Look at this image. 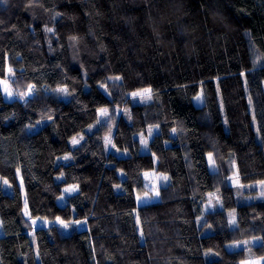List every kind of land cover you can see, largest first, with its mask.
<instances>
[{"label": "trees", "instance_id": "16d2710c", "mask_svg": "<svg viewBox=\"0 0 264 264\" xmlns=\"http://www.w3.org/2000/svg\"><path fill=\"white\" fill-rule=\"evenodd\" d=\"M0 69L15 93H0V264H241L228 244L251 239L264 258V198L231 184L264 180V0L0 2ZM148 170L169 176L159 199L121 207ZM214 190L223 206L198 224Z\"/></svg>", "mask_w": 264, "mask_h": 264}, {"label": "rangeland", "instance_id": "374dc122", "mask_svg": "<svg viewBox=\"0 0 264 264\" xmlns=\"http://www.w3.org/2000/svg\"><path fill=\"white\" fill-rule=\"evenodd\" d=\"M18 1H22V0H18ZM23 57L26 59L28 66L30 67H40L42 66V64L38 61L37 58L31 56L29 53H24ZM0 93L3 94L6 97H12L15 93L11 90V88L9 87V84L6 80L4 79H0ZM7 89V91L5 90ZM61 89V88H58ZM65 89V88H64ZM67 90V89H66ZM8 92H11V95H8ZM142 91H138L136 93H141ZM57 95L62 96L63 98H67L69 97V92L67 90V92H60L57 91V89H55V92ZM197 97H201V94H199ZM195 97V102L196 103H200L202 101V98L200 100H197ZM133 99L135 101H139V102H144L147 101L149 99H143L141 96H133ZM124 108H116V115H119L122 110ZM109 115L110 112L108 111ZM102 119L101 115H100V120ZM40 126V123H38L37 125H35V127H31V130H35ZM95 125L91 126L94 127ZM151 130V131H150ZM158 131V127L155 126V128H152L147 130V132H142L139 133L138 137L139 140L141 142V151H148L149 149V142L150 140L154 137V134ZM112 132V131H111ZM109 133L107 137L111 138V144H108L110 147V150H112V154L113 156L110 157L112 162H117L116 167L113 170V178L116 182L120 183V181H125V175H124V170H125V166H124V162L121 161V157L124 154L123 151H121V149L115 146V144H113L114 140H113V134ZM144 140H147V146H145V144L143 143ZM72 143V140H71ZM114 145V147H113ZM118 145V144H117ZM210 154V153H209ZM209 154H207V158H208V163L211 169H214L215 167H213V165L211 164V162L209 161ZM212 159L213 155L211 154ZM145 173H147L148 175H145ZM163 177H167V180L165 181L163 179ZM144 181H145V187L143 190L138 191L135 194V197L129 201H123L120 203L121 207H126V206H132V207H138L139 205L143 204L141 202V200H145L148 202H152L155 201L157 199H159V195L157 196L156 193L160 191V188L162 186H165L168 181H169V176L166 173H162L159 172L157 170H148L144 172ZM264 181V180H263ZM261 181H255V182H250V183H242L238 177V175L236 173H233L231 175V184L233 186H235V195L237 197V200L239 203H246V202H250L253 200H257L260 198H264V195H261L262 192H264V185H261L260 183ZM124 183V182H123ZM119 186L117 187V190H120V184H118ZM124 186H127L126 183H124ZM5 189L7 191H10L9 185L7 183H5L4 185ZM73 186H69L66 187L67 188H71ZM128 187V186H127ZM73 192H66L65 191V195L64 197H67L69 194H71ZM222 199L220 198L218 191L214 190L212 192L209 193L208 195V199L204 204V209H203V215L201 217H199L197 219L198 224L201 223V221H203L205 219V213L211 210H215L216 208H220L222 207ZM233 216L235 218V224L232 223V219ZM229 220L231 222L232 226L236 225V213L235 210L232 209L229 211ZM40 222L37 220H33V224L34 225H38ZM48 224V222H46ZM2 230H1V225H0V234H1ZM212 232V227L211 226H207L204 231L203 234H208ZM246 241H250L251 243H244ZM258 243V240L256 239H251V240H243V241H239V242H232L228 244V248L230 250H245V252L243 251L244 254H242V259H241V264H263V259L262 257L259 256H254L252 254H250V247L253 246L254 244ZM246 253V254H245Z\"/></svg>", "mask_w": 264, "mask_h": 264}, {"label": "snow or ice", "instance_id": "6c2138e0", "mask_svg": "<svg viewBox=\"0 0 264 264\" xmlns=\"http://www.w3.org/2000/svg\"><path fill=\"white\" fill-rule=\"evenodd\" d=\"M0 2H2V3H7L8 0H0ZM47 30H48V31H52V29H47ZM73 39H75V37H74ZM0 71H2V69H0ZM8 71H9V73H11V72H12V69L9 68ZM116 79H119V77H117ZM0 83H2V82H0ZM5 90L7 91V89H5ZM29 91H31V86L29 87ZM57 91L65 92V93L67 92V90L64 89V88L57 89ZM150 93H151V90H150V89H145V90H143V92H141V93H132V96H141L143 99H151V95H150ZM11 94H12L11 92H8V95H11ZM196 99H197V100H200L201 97H197ZM100 115H101L102 119H101V120H98V121H97V124L100 125L101 127H106V126H108V123H109V120H110L108 110H107V109H101V110H100ZM150 131H151V130H150ZM174 131H175V130H174ZM80 139H83V137H81ZM79 143H80V140L76 139L75 137L72 139V144H73V145H75V144H79ZM105 143H106V144H111V138H110V137H105ZM143 143L145 144V146H147V143H148V142H147V140H144ZM113 147H114V145H113ZM64 159H69V157L65 156ZM209 161L211 162V164H212L213 167H214V166H215V161L212 159L211 154H209ZM145 175H148V174L145 173ZM163 179L166 181V180H167V177H163ZM260 183H261V185H264V181H261ZM76 190H77L76 187H71V188H67V189H65L66 192H74V191H76ZM156 195L158 196L159 193L157 192ZM261 195H264V192H262ZM141 202H142V203H146L147 201H145V200H141ZM76 223L79 224V223H81V222H80V221H77ZM84 223H86V221H85ZM232 223L235 224V218H234V216H233V219H232ZM64 226H65V227H68L67 224H65ZM244 243L248 244V243H251V242H250V241H246V242H244ZM262 259H264V258H262ZM257 264H258V262H257Z\"/></svg>", "mask_w": 264, "mask_h": 264}]
</instances>
